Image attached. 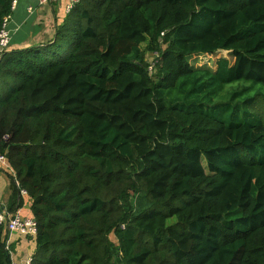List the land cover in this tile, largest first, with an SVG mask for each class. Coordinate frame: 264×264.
<instances>
[{"label":"trees","instance_id":"16d2710c","mask_svg":"<svg viewBox=\"0 0 264 264\" xmlns=\"http://www.w3.org/2000/svg\"><path fill=\"white\" fill-rule=\"evenodd\" d=\"M219 51L233 63L190 62ZM255 86L264 0H80L52 42L6 52L0 155L28 193L31 264H264ZM4 246L0 224L9 264Z\"/></svg>","mask_w":264,"mask_h":264},{"label":"built area","instance_id":"2783aa9c","mask_svg":"<svg viewBox=\"0 0 264 264\" xmlns=\"http://www.w3.org/2000/svg\"><path fill=\"white\" fill-rule=\"evenodd\" d=\"M19 0H12L10 5V14L6 15L2 19L1 28H0V62L3 58V55L8 52V48L11 42V31L9 29V24L12 22L13 13L16 10ZM62 1H65L64 4V13L68 14L80 0H36L35 6H27L26 14L27 18L33 15L39 7L44 5H55L61 4ZM17 29L14 30V32ZM160 52L153 51L152 53L147 54V71L150 74H153L155 71V66L159 60ZM149 57V60H148ZM0 174H6L13 184L14 188L18 192V198L22 201L23 199H28L27 190L22 188L16 173L13 168L10 166L9 162L5 155H0ZM22 205L17 208L15 211L11 212L8 210L7 204L0 198V224L4 226L5 230V246L4 249L9 256V264H31V257H26L20 260H15L14 252L11 248L13 236L23 237L25 239L31 240L36 235V222L33 217L24 216L21 213ZM122 229L124 226L121 227Z\"/></svg>","mask_w":264,"mask_h":264},{"label":"crops","instance_id":"0c3cea01","mask_svg":"<svg viewBox=\"0 0 264 264\" xmlns=\"http://www.w3.org/2000/svg\"><path fill=\"white\" fill-rule=\"evenodd\" d=\"M36 5V0H30L26 5L20 8L16 7L14 11L11 30L14 36L11 39L8 51L19 50L36 45H45L52 42L54 36L55 26L61 23L64 13L65 1L61 4L44 5L36 9L35 13L27 18L26 7ZM17 31L14 32V30ZM11 189V181L8 177L0 174V198L7 204ZM26 199L21 200L22 210L27 205ZM28 210L25 213L21 210L24 216H30V201L27 206ZM12 250L14 252L15 260H20L26 257H31L34 252V243L31 240L19 236L12 238Z\"/></svg>","mask_w":264,"mask_h":264},{"label":"rangeland","instance_id":"374dc122","mask_svg":"<svg viewBox=\"0 0 264 264\" xmlns=\"http://www.w3.org/2000/svg\"><path fill=\"white\" fill-rule=\"evenodd\" d=\"M30 0H19L18 1V5L17 8H20L22 5H26ZM35 6V3H34ZM14 16V13H13ZM13 19V17H12ZM13 21V20H12ZM12 22H10L9 24V29L11 30V24ZM15 33H13V30L11 31V39L13 38ZM10 39V40H11ZM11 43V42H10ZM147 58V55H146ZM219 58H226L228 59V61L230 62V64L233 63V58L230 56V54L226 51H219L217 54H215L214 56H203V57H199V58H195L194 60L190 61L191 64H193L194 66H207L210 67L212 69H215V62L216 60H218ZM149 60V57H148ZM259 92L261 94V96H264V88L261 86H255L254 90H250V92L247 95H254V93ZM252 110L258 112L260 115L264 116V105H263V101L261 99H258L256 104H254L252 106ZM4 175V174H3ZM5 176L7 177V175L5 174ZM29 204V201H27V205L24 206L25 209H23L22 211L25 213L26 210H28L27 206ZM175 222V218H172L168 221L169 224ZM112 237V236H111ZM111 239H114L113 237ZM13 247V244L11 245V248Z\"/></svg>","mask_w":264,"mask_h":264}]
</instances>
